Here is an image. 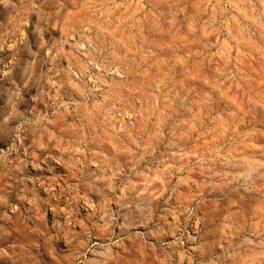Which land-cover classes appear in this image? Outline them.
Returning <instances> with one entry per match:
<instances>
[{
    "label": "rangeland",
    "instance_id": "1",
    "mask_svg": "<svg viewBox=\"0 0 264 264\" xmlns=\"http://www.w3.org/2000/svg\"><path fill=\"white\" fill-rule=\"evenodd\" d=\"M0 264H264V0H0Z\"/></svg>",
    "mask_w": 264,
    "mask_h": 264
}]
</instances>
